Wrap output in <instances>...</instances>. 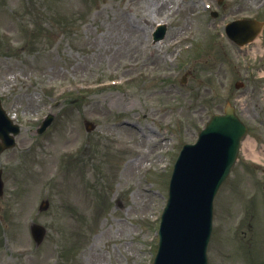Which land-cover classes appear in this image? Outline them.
<instances>
[{"label":"rangeland","instance_id":"obj_1","mask_svg":"<svg viewBox=\"0 0 264 264\" xmlns=\"http://www.w3.org/2000/svg\"><path fill=\"white\" fill-rule=\"evenodd\" d=\"M217 1L0 0V92L23 126L16 148L0 156V264H150L165 199L143 190L164 191L168 174L148 173L150 166L171 167L164 151L174 146V160L228 102L264 147V34L244 49L224 36L236 13L255 14L261 0ZM160 21L169 25L167 37L152 45L149 34ZM187 37L195 45L188 53L173 50L175 61L174 53H162L177 40L184 49ZM139 70L158 80L144 91L137 83L102 87L105 79H133ZM162 73L178 79L164 84ZM75 85L90 92L52 97ZM47 112L55 123L38 137ZM85 121L98 128L87 133ZM244 165L217 197L211 264H248L250 249L253 264H264V172ZM45 200L50 206L39 212ZM32 223L48 229L39 247Z\"/></svg>","mask_w":264,"mask_h":264},{"label":"water","instance_id":"obj_2","mask_svg":"<svg viewBox=\"0 0 264 264\" xmlns=\"http://www.w3.org/2000/svg\"><path fill=\"white\" fill-rule=\"evenodd\" d=\"M228 112L229 119H232V112ZM224 131V121L214 123L208 133H204V140L198 147H189L182 153L176 166L169 209L164 218L162 238L165 250L157 264H206L204 251L211 231L209 222L212 208L210 192L205 188L208 184L204 179L209 180L210 174L215 170L222 176L229 163L223 164V161L222 164L205 165V160L212 162L216 156L212 151L214 149H209L204 144L215 148ZM193 180L195 186H200L191 189ZM217 186L218 184L213 192ZM33 234L41 240L43 231L35 227Z\"/></svg>","mask_w":264,"mask_h":264},{"label":"bare ground","instance_id":"obj_3","mask_svg":"<svg viewBox=\"0 0 264 264\" xmlns=\"http://www.w3.org/2000/svg\"><path fill=\"white\" fill-rule=\"evenodd\" d=\"M244 147L247 151V154L249 157L253 158L256 160L257 158V154L255 153L254 149H255V141L249 139L244 143Z\"/></svg>","mask_w":264,"mask_h":264}]
</instances>
